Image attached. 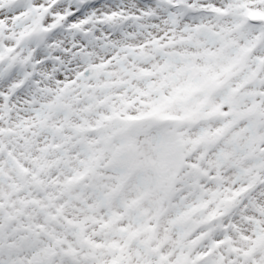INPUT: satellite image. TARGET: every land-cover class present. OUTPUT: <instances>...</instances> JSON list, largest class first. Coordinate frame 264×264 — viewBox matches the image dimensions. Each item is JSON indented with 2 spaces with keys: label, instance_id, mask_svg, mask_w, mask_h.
Instances as JSON below:
<instances>
[{
  "label": "snow or ice",
  "instance_id": "6c2138e0",
  "mask_svg": "<svg viewBox=\"0 0 264 264\" xmlns=\"http://www.w3.org/2000/svg\"><path fill=\"white\" fill-rule=\"evenodd\" d=\"M0 264H264V0H0Z\"/></svg>",
  "mask_w": 264,
  "mask_h": 264
}]
</instances>
